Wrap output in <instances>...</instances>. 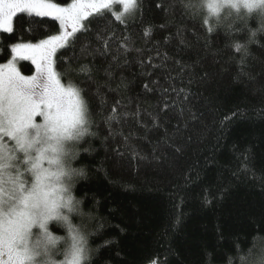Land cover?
<instances>
[{
	"label": "trees",
	"instance_id": "trees-1",
	"mask_svg": "<svg viewBox=\"0 0 264 264\" xmlns=\"http://www.w3.org/2000/svg\"><path fill=\"white\" fill-rule=\"evenodd\" d=\"M187 2L137 0L120 20L118 7L94 13L57 52L62 82L90 111L70 145L88 264H242L254 240L264 249V25L235 11L205 25ZM59 32L52 18L18 14L0 32V63L10 45Z\"/></svg>",
	"mask_w": 264,
	"mask_h": 264
},
{
	"label": "snow or ice",
	"instance_id": "snow-or-ice-1",
	"mask_svg": "<svg viewBox=\"0 0 264 264\" xmlns=\"http://www.w3.org/2000/svg\"><path fill=\"white\" fill-rule=\"evenodd\" d=\"M200 2L185 4L193 17L199 14ZM114 3L123 8L112 13L117 20L138 7L137 0H71L66 6L54 0H0V32L13 33L18 14L49 17L60 26L59 34L38 42L10 45L11 58L0 63V264H33V229L46 228L57 217L67 191L65 181L83 174L71 167L70 145L88 131L90 111L82 90L62 82L57 62L64 60L57 52L78 31H87L82 21L93 13L102 15V10L111 12ZM241 3L249 12L260 9L264 25V0H209L204 24L211 18L220 23L226 4L237 8L235 19L246 20L238 15ZM223 22L228 27L232 23L227 18ZM214 27L209 25L208 31ZM235 48L240 52L243 46ZM21 61H30L34 74H23L18 67ZM253 244L240 257L242 264H264V249L256 251L255 240Z\"/></svg>",
	"mask_w": 264,
	"mask_h": 264
},
{
	"label": "clouds",
	"instance_id": "clouds-1",
	"mask_svg": "<svg viewBox=\"0 0 264 264\" xmlns=\"http://www.w3.org/2000/svg\"><path fill=\"white\" fill-rule=\"evenodd\" d=\"M209 0H201L200 10L208 15ZM222 11H235L237 8L226 4ZM239 12L246 15L261 14L260 9L251 12L241 3ZM67 191L63 193L64 199L60 203L58 215L50 220L46 228L37 226L33 229L32 250L34 253L33 264H88L90 254L91 228L89 217L83 207V201L73 191L75 177L65 181ZM55 225L59 232L53 231Z\"/></svg>",
	"mask_w": 264,
	"mask_h": 264
},
{
	"label": "rangeland",
	"instance_id": "rangeland-1",
	"mask_svg": "<svg viewBox=\"0 0 264 264\" xmlns=\"http://www.w3.org/2000/svg\"><path fill=\"white\" fill-rule=\"evenodd\" d=\"M62 6H66V5H62ZM118 7V10L119 11H117V10H114V9H116ZM112 10H114V11H116V13L117 14H119L120 12H122L123 11V8H122V5L121 4H119V3H114L113 4V7H112ZM134 12V11H133ZM133 12H130V13H125L123 16H126V15H129V14H131V13H133ZM94 14V13H93ZM86 20V19H85ZM84 20V21H85ZM84 21H82V23L84 24ZM59 34V33H58ZM20 63V62H19ZM18 67H19V64H18ZM35 67V66H34ZM34 74V73H33ZM39 119V118H38ZM151 264H156V263H151Z\"/></svg>",
	"mask_w": 264,
	"mask_h": 264
}]
</instances>
